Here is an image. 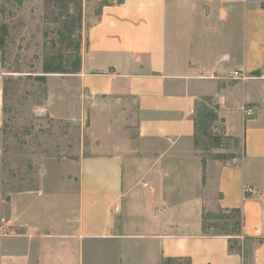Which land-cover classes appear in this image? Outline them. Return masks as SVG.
I'll return each instance as SVG.
<instances>
[{"label":"crops","instance_id":"crops-1","mask_svg":"<svg viewBox=\"0 0 264 264\" xmlns=\"http://www.w3.org/2000/svg\"><path fill=\"white\" fill-rule=\"evenodd\" d=\"M200 28L219 55L210 68L177 44ZM86 39L67 79L88 109L93 148L80 156L76 207L1 220L13 231L0 232V264H264V0H117ZM207 67L214 74L199 75ZM3 90L0 72V129ZM207 96L224 136L239 138V162L198 161L196 110ZM2 159L0 130V191ZM232 208L242 210L240 235L204 227V213Z\"/></svg>","mask_w":264,"mask_h":264},{"label":"rangeland","instance_id":"rangeland-1","mask_svg":"<svg viewBox=\"0 0 264 264\" xmlns=\"http://www.w3.org/2000/svg\"><path fill=\"white\" fill-rule=\"evenodd\" d=\"M47 1L21 0L16 12H10L8 4L0 1V9L5 7L0 14V26L4 28L6 49V58L0 69L5 88L0 129L3 157L0 221L6 225L18 214L21 221L39 220L36 213L32 215L29 211L33 206L34 210L41 212V209L53 207L58 211L76 207L80 156L93 149L86 147V128L90 123V116L86 115L88 109L84 107L77 82L67 80L77 72L48 73L46 80L40 75L44 74L43 60L53 43L67 53L80 44L82 60V49L87 43L86 30L95 22L104 5L117 0H70L67 4L58 1L48 13ZM187 8L182 5V11ZM204 12L208 9H203ZM195 33L179 37L178 47L188 46L189 60L202 59L210 68L212 54L216 58L219 55L207 52L210 37L203 29ZM208 67L200 69L199 75L212 76L214 71ZM214 113L218 117L209 122L205 132L211 133L212 142H220L219 146L203 150L195 147L196 154L202 157L198 161L205 169L209 162H239L243 152L238 137L224 136L218 104L210 96L198 101L196 118L200 137L204 136L202 121ZM183 165L192 166L186 162ZM206 213L211 215L207 225L219 224L210 228L214 232H223L225 223L232 224L239 219H226L227 213L223 209ZM134 214L136 212H128L129 216ZM57 215L61 217L63 212ZM140 215H146V211L142 210ZM11 231L13 229L9 226H0L1 233Z\"/></svg>","mask_w":264,"mask_h":264},{"label":"trees","instance_id":"trees-1","mask_svg":"<svg viewBox=\"0 0 264 264\" xmlns=\"http://www.w3.org/2000/svg\"><path fill=\"white\" fill-rule=\"evenodd\" d=\"M1 2L8 4V8L10 12H13L17 10V8L21 5V0H0ZM62 1L63 3L67 4L70 0H48L46 3V9L47 13L49 12V9L51 6L55 5V7L58 5L57 2ZM5 10V7L0 9V14ZM66 13L69 14L68 8H66ZM49 16V14H47ZM4 28L3 26H0V50L2 55V64H4L5 58H6V49H5V40H4ZM74 50L70 51L69 53L61 50L55 43L51 45V50L46 54L43 60V73L41 78L43 80H46V74L48 73H68V72H78L81 68V46L78 44ZM74 66V67H73ZM74 69V70H73ZM73 70V71H70ZM5 93V88H4ZM218 115L216 113L209 115V119L202 121L201 128L202 134H204L203 138L199 135V121L198 118H195V124H196V131H195V146L197 149H211L214 147H218L220 142L213 143L214 137L211 136V133L205 132L207 127L210 125L209 122L214 121L217 119ZM210 120V121H209ZM203 180L205 181V176L203 177ZM226 215V219H233L238 217L239 219L237 221H234L232 224L225 223V230L223 232H218L230 236H237L240 235L242 232V225H243V215L241 208H232V209H225L223 210ZM211 215L204 213V227L206 229L213 228L214 226H218V223L214 224H208L206 221ZM231 248L233 250V247L238 244L237 239L231 240ZM165 264H187L184 260H175L172 258H169L165 261Z\"/></svg>","mask_w":264,"mask_h":264},{"label":"built area","instance_id":"built-area-1","mask_svg":"<svg viewBox=\"0 0 264 264\" xmlns=\"http://www.w3.org/2000/svg\"><path fill=\"white\" fill-rule=\"evenodd\" d=\"M233 77L235 78V79H247V78H249V76L248 75H245V74H243V73H241L240 71H234L233 72ZM244 111L248 114V115H251L253 112H254V110H253V108H246V109H244Z\"/></svg>","mask_w":264,"mask_h":264}]
</instances>
